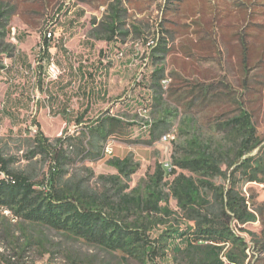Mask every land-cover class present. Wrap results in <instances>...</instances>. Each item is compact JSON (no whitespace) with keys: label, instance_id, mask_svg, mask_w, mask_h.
<instances>
[{"label":"rangeland","instance_id":"1","mask_svg":"<svg viewBox=\"0 0 264 264\" xmlns=\"http://www.w3.org/2000/svg\"><path fill=\"white\" fill-rule=\"evenodd\" d=\"M97 1L106 5L105 12L101 11L102 20L109 18L113 8L119 9L125 25L122 28L131 36L126 41L119 36L120 44L125 45L124 52L105 59L113 64V69H96L97 72L87 69L89 87L94 85L95 91H91L84 112H76L67 119L59 116L62 108L59 105L53 113L54 95L56 104L68 97L71 100L68 108L73 113L81 104V96L75 89L64 95L54 89L52 84L63 85L66 74L57 67L55 59L57 76L41 69L46 62L37 59L39 47L46 33L55 34L56 26L72 5ZM0 5L14 10L9 41L15 45V52L18 42L12 31L20 23L41 36L34 44L35 75L31 80L21 77L22 83L24 80L26 85L29 82L34 85L33 92L27 90L30 98L25 97L31 103L29 113H25V119L16 114L12 122L0 118V153L12 172L26 175L41 187L52 173L57 176L60 170L61 185H77L94 196L104 195L108 190V196L112 197L116 186L108 177L119 173L108 163L130 158L139 169L125 193L144 192L158 165L174 163L180 157L190 139L191 126L212 139L216 146L224 145L227 141L224 125L242 111L252 115L262 141L253 155L264 159V0H0ZM14 55L9 58L0 53V65L4 69L10 67L0 84L10 91L14 80L20 77L12 73ZM101 71L103 74L99 75ZM158 71L164 74L156 81L152 76ZM47 88L50 92L45 94ZM9 100L8 97L6 105L12 102ZM109 117L123 123L103 140L91 131ZM162 120L167 124H160L157 139L152 142L153 134L149 135L142 126ZM174 130L175 141L162 143V137ZM39 134L48 139L50 152L60 145L58 139L69 137L64 143L66 159L57 165L50 154L40 151ZM109 145L114 150L112 156L105 154ZM222 169L226 171L227 167ZM177 172L191 175L179 168ZM259 179H264V174ZM214 182L225 184L221 178ZM240 185L249 200V208L258 216L256 223L246 226L254 236L235 228L248 244L245 264H264V182ZM170 207L178 210L173 198ZM163 229L159 226L152 237ZM173 257L168 253L165 258L146 263L126 259L123 252L108 253L66 232L28 223L14 218L10 212L0 211V264H73L75 261L181 264Z\"/></svg>","mask_w":264,"mask_h":264},{"label":"trees","instance_id":"2","mask_svg":"<svg viewBox=\"0 0 264 264\" xmlns=\"http://www.w3.org/2000/svg\"><path fill=\"white\" fill-rule=\"evenodd\" d=\"M13 14L14 10L0 5V53L9 58L16 50L9 41ZM49 42L43 40L42 60L46 62L51 60L47 59ZM0 70H4L1 65ZM160 72L152 76L154 80H160L164 71ZM122 123L116 117H109L98 122L99 127L91 132L106 140ZM160 124L167 122H147L142 126L149 135L153 134L152 142L157 139ZM224 126L227 141L217 146L191 126L190 139L180 157L171 163L172 168L158 165L144 192L125 193L139 165L130 158L109 161L119 173L108 177L116 186L112 197L108 196V190L104 195L94 196L77 185H61L60 170L56 171L57 176L52 173L46 185L38 187L26 175L12 172L0 153V211H8L14 218L28 223L66 232L105 252H123L126 259L142 263L155 262L172 253L181 264H245L248 244L235 228L254 236L246 226L256 223L258 216L249 208L240 184L264 182L259 179L264 174V159L253 155L262 141L247 111ZM37 138L39 150L50 154L56 164L66 159L64 143L69 137L58 139L60 145L52 152L48 139L41 134ZM223 166L227 167L226 171ZM177 168L191 175L179 174ZM2 175L5 177L1 178ZM171 176L174 178L166 181ZM217 178L225 184L217 185L214 182ZM114 197L118 200L114 201ZM171 198L177 201V211L170 207ZM159 226L164 229L152 237Z\"/></svg>","mask_w":264,"mask_h":264},{"label":"crops","instance_id":"3","mask_svg":"<svg viewBox=\"0 0 264 264\" xmlns=\"http://www.w3.org/2000/svg\"><path fill=\"white\" fill-rule=\"evenodd\" d=\"M125 5L127 6L126 3ZM105 10L106 5H102V2L99 1L91 4H74L55 28L56 38L53 42H49L47 59L56 60L57 67L63 69L64 74H66L64 75L66 81L63 85L54 83L52 86L57 92L60 90V94L64 95L75 89L77 90L76 94L81 96V104L79 103L77 111L73 113L68 108L71 101L68 97L67 100L64 99L63 103L56 104L54 103L56 95H54V99L52 98L53 113L58 108L56 105H59L62 107L60 111L58 109L59 116L68 119L72 118V115L76 112L77 114L84 112L88 107L91 91H95L94 85H92L93 88L89 87L87 69H95L96 72V69H113V64L105 59L113 54L124 52L125 45L120 44L119 36L124 37V41L131 36L126 29L122 28L125 25L120 18L119 9L113 8L114 12L109 15V18L102 20V12H105ZM15 30H17L18 48L11 64L12 73H18L20 77L18 80H14L12 91L8 87L4 89L3 85L0 84V96L2 97L0 98V118L5 117L6 120L11 122L16 118V114L25 119V113H29L31 103L26 99L30 98L27 90L30 88L29 91L33 92L34 85L30 82L26 85L24 80L22 83L21 77H30L31 80L32 76L35 75L32 70L35 68V58L33 59L34 44L41 39V36L34 34L32 29L29 30L28 25L20 23ZM9 68L7 65L4 70H0V79L4 78L3 76L7 74L6 71ZM40 68L48 69L47 63ZM102 74L101 71L99 75ZM47 92H50L48 88L45 90V94ZM8 97L9 101L12 100V102L6 105L5 101ZM23 107L27 110H24Z\"/></svg>","mask_w":264,"mask_h":264},{"label":"built area","instance_id":"4","mask_svg":"<svg viewBox=\"0 0 264 264\" xmlns=\"http://www.w3.org/2000/svg\"><path fill=\"white\" fill-rule=\"evenodd\" d=\"M12 32H13V35H14V36L17 35V33H16L15 30L12 31ZM45 36H46V37H45L44 39H47V40L50 41V42H51V38H52V39L55 38V34H53L52 31L46 33ZM44 49H45V47H44V45H43V43H42V44L40 45V47H39V53H40V56H37V59L40 58V61H41V62H46V61H43V60H42V56H43ZM46 63H47V66H48V72H49V73L51 72L53 75L57 76V74H58V70H56L57 68H55V65H54V59H51L49 62H46ZM165 83H166V81H165ZM176 134H177V131L174 130L173 132H170V133L164 135V136L162 137V139H161V140H162V143H171V142L175 141ZM105 154H106V156H112V155L114 154L113 147L110 146V145L107 146V147H106V153H105ZM164 165H165L166 168H172L171 163H166V164H164ZM2 176H3V178L5 177L4 175H2ZM5 212L8 213V211H5Z\"/></svg>","mask_w":264,"mask_h":264},{"label":"bare ground","instance_id":"5","mask_svg":"<svg viewBox=\"0 0 264 264\" xmlns=\"http://www.w3.org/2000/svg\"><path fill=\"white\" fill-rule=\"evenodd\" d=\"M13 36H14V35H13ZM48 264H57V263L52 262V263H48Z\"/></svg>","mask_w":264,"mask_h":264}]
</instances>
